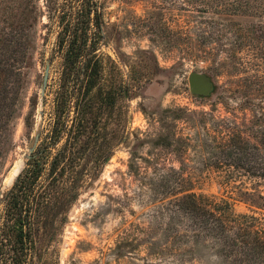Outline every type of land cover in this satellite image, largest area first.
Returning <instances> with one entry per match:
<instances>
[{
  "label": "rangeland",
  "instance_id": "obj_1",
  "mask_svg": "<svg viewBox=\"0 0 264 264\" xmlns=\"http://www.w3.org/2000/svg\"><path fill=\"white\" fill-rule=\"evenodd\" d=\"M98 2L104 87L122 90L115 111L100 106L111 156L87 179L61 233L46 246L47 258L229 264L210 242L192 239L175 198L204 195L227 201L236 214L264 218L257 193L243 195L255 191L253 181L228 180L216 169L226 164L221 150L231 132L248 138L264 130V0ZM63 3L0 0V62L12 58L14 66L0 65L6 72L0 73V222L8 191L49 128ZM192 72L209 79L207 95L190 92Z\"/></svg>",
  "mask_w": 264,
  "mask_h": 264
},
{
  "label": "trees",
  "instance_id": "obj_2",
  "mask_svg": "<svg viewBox=\"0 0 264 264\" xmlns=\"http://www.w3.org/2000/svg\"><path fill=\"white\" fill-rule=\"evenodd\" d=\"M58 8L56 53L61 68L52 92L51 120L6 195L0 264H52L46 246L61 233L87 179L96 178L111 156L112 144L106 141L99 119L100 106L107 103L115 111L122 90L104 87L99 54L101 6L98 0H66ZM9 59L13 61L8 58L0 65L14 67ZM221 153L226 164L216 169L227 179L253 181L255 191L249 194L246 189L243 195L254 197L256 192L263 204L264 130L256 128L248 138H242L240 130L231 132ZM175 199L176 212L190 221L194 241L210 242L229 264H264L263 217L236 214L227 201L195 193Z\"/></svg>",
  "mask_w": 264,
  "mask_h": 264
},
{
  "label": "water",
  "instance_id": "obj_3",
  "mask_svg": "<svg viewBox=\"0 0 264 264\" xmlns=\"http://www.w3.org/2000/svg\"><path fill=\"white\" fill-rule=\"evenodd\" d=\"M47 78H48V68L45 71L43 90L46 87ZM188 83H189L190 92L196 95L205 96L209 93L211 88L209 79L205 75L197 72H192L191 74H189Z\"/></svg>",
  "mask_w": 264,
  "mask_h": 264
}]
</instances>
